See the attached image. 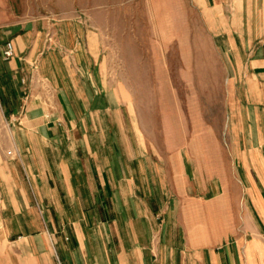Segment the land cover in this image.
Returning <instances> with one entry per match:
<instances>
[{
  "label": "crops",
  "instance_id": "crops-1",
  "mask_svg": "<svg viewBox=\"0 0 264 264\" xmlns=\"http://www.w3.org/2000/svg\"><path fill=\"white\" fill-rule=\"evenodd\" d=\"M66 1L0 0V264H264V0H191L226 110L191 172L147 148L91 0Z\"/></svg>",
  "mask_w": 264,
  "mask_h": 264
},
{
  "label": "rangeland",
  "instance_id": "rangeland-1",
  "mask_svg": "<svg viewBox=\"0 0 264 264\" xmlns=\"http://www.w3.org/2000/svg\"><path fill=\"white\" fill-rule=\"evenodd\" d=\"M82 0L74 7L81 8ZM78 13L102 36L108 80L120 88L139 134L156 154L224 148L211 140L225 132L219 67L202 14L191 0H91ZM93 5V6H92ZM71 5L58 0L57 9ZM63 16L68 12H61ZM232 177V174H228Z\"/></svg>",
  "mask_w": 264,
  "mask_h": 264
},
{
  "label": "built area",
  "instance_id": "built-area-1",
  "mask_svg": "<svg viewBox=\"0 0 264 264\" xmlns=\"http://www.w3.org/2000/svg\"><path fill=\"white\" fill-rule=\"evenodd\" d=\"M13 54H14V51H13L12 43L7 42L3 48V56L5 59H9L13 56Z\"/></svg>",
  "mask_w": 264,
  "mask_h": 264
}]
</instances>
